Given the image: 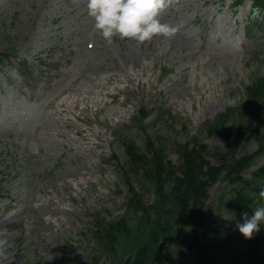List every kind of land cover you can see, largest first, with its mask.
Instances as JSON below:
<instances>
[{"label": "rangeland", "instance_id": "obj_1", "mask_svg": "<svg viewBox=\"0 0 264 264\" xmlns=\"http://www.w3.org/2000/svg\"><path fill=\"white\" fill-rule=\"evenodd\" d=\"M230 3L171 0L161 22L178 28L173 38L116 36L109 45L87 0H0V53L13 51V65L0 69V264H109L95 263L92 232L97 218L124 214L125 142L144 151L150 140L178 165L177 146L229 108L235 125L262 134L264 106L246 107V88L264 77V13ZM256 149L249 135L242 154ZM262 165L264 155L244 179ZM131 182L151 204L153 186ZM231 189L223 180L209 189L201 233L214 243L212 230L224 223L238 247L250 239L237 228L243 213L230 204ZM257 233L264 255V222ZM180 239L171 237L158 264H192ZM221 254L212 252V264H236Z\"/></svg>", "mask_w": 264, "mask_h": 264}, {"label": "trees", "instance_id": "obj_2", "mask_svg": "<svg viewBox=\"0 0 264 264\" xmlns=\"http://www.w3.org/2000/svg\"><path fill=\"white\" fill-rule=\"evenodd\" d=\"M232 1L236 6L245 0ZM251 1L264 12V0ZM9 54L10 50L0 54V64L8 60ZM246 99V107L264 106V77L246 88ZM234 111L226 109L198 131L209 138H222L225 148L210 147L197 135L177 146L178 165L167 160L164 149L150 140L146 141L144 151L134 142L124 143L128 164L122 173L128 193L125 211L118 219L95 220L92 232L95 263L106 257L111 261L109 264H158L167 254L171 237L177 235L181 239L176 246L184 247L193 259L192 264H212L211 254L218 250L231 262L264 264L263 240L258 233L238 247L230 243L236 239L224 223L212 230L217 239L214 243L201 233L208 215L209 189L216 182L223 180L232 186L230 204L240 213L253 212L257 202L263 201L259 192L264 189V165L252 172L250 180H245L244 175L253 166L254 159L264 154V128L260 136L254 137L235 125ZM230 121L233 123L227 126ZM249 135L256 141L257 149L251 154H242ZM132 177L153 186L151 204L142 200L131 182Z\"/></svg>", "mask_w": 264, "mask_h": 264}, {"label": "clouds", "instance_id": "obj_3", "mask_svg": "<svg viewBox=\"0 0 264 264\" xmlns=\"http://www.w3.org/2000/svg\"><path fill=\"white\" fill-rule=\"evenodd\" d=\"M170 2L171 0H87V10L88 16L94 21V29L107 44H112L116 36L143 44L156 36L171 39L177 34L178 28L161 22V13ZM259 198L264 200V189L259 192ZM242 216L243 223H238L237 228L245 239H251L264 222V206L257 207L250 218L247 212Z\"/></svg>", "mask_w": 264, "mask_h": 264}, {"label": "snow or ice", "instance_id": "obj_4", "mask_svg": "<svg viewBox=\"0 0 264 264\" xmlns=\"http://www.w3.org/2000/svg\"><path fill=\"white\" fill-rule=\"evenodd\" d=\"M89 47H91V45H89Z\"/></svg>", "mask_w": 264, "mask_h": 264}]
</instances>
